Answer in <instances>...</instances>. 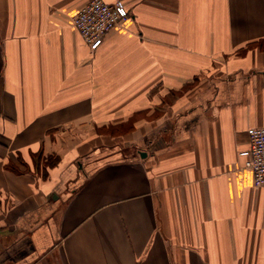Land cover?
<instances>
[{
  "label": "crops",
  "instance_id": "obj_1",
  "mask_svg": "<svg viewBox=\"0 0 264 264\" xmlns=\"http://www.w3.org/2000/svg\"><path fill=\"white\" fill-rule=\"evenodd\" d=\"M89 1L0 0V264H264V0Z\"/></svg>",
  "mask_w": 264,
  "mask_h": 264
},
{
  "label": "built area",
  "instance_id": "obj_2",
  "mask_svg": "<svg viewBox=\"0 0 264 264\" xmlns=\"http://www.w3.org/2000/svg\"><path fill=\"white\" fill-rule=\"evenodd\" d=\"M129 16L124 0H90L73 16L72 23L79 35L95 51L105 37ZM249 147L239 152L245 159L244 168L253 172L254 187H264V126L247 130Z\"/></svg>",
  "mask_w": 264,
  "mask_h": 264
},
{
  "label": "trees",
  "instance_id": "obj_3",
  "mask_svg": "<svg viewBox=\"0 0 264 264\" xmlns=\"http://www.w3.org/2000/svg\"><path fill=\"white\" fill-rule=\"evenodd\" d=\"M133 128H134V126L132 125L129 127L128 130H125L124 128H116V127H112L109 130H107V129L106 130L111 135H120V134H124V133L132 131ZM41 154H42V152L34 155L35 163H36V166L39 170H41V169L43 170V173H44L43 176L46 177L47 176V168L55 166L58 163L59 158L54 157V156L43 157ZM9 168L11 170H13L14 172H18V170L15 169V167H13L11 165L9 166Z\"/></svg>",
  "mask_w": 264,
  "mask_h": 264
},
{
  "label": "rangeland",
  "instance_id": "obj_4",
  "mask_svg": "<svg viewBox=\"0 0 264 264\" xmlns=\"http://www.w3.org/2000/svg\"><path fill=\"white\" fill-rule=\"evenodd\" d=\"M72 19V18H71ZM130 126H132V124L131 125H128V126H125V127H123L125 130H128L129 129V127ZM84 134V133H83Z\"/></svg>",
  "mask_w": 264,
  "mask_h": 264
},
{
  "label": "water",
  "instance_id": "obj_5",
  "mask_svg": "<svg viewBox=\"0 0 264 264\" xmlns=\"http://www.w3.org/2000/svg\"><path fill=\"white\" fill-rule=\"evenodd\" d=\"M141 156L145 158L146 157V154L145 153H142Z\"/></svg>",
  "mask_w": 264,
  "mask_h": 264
}]
</instances>
